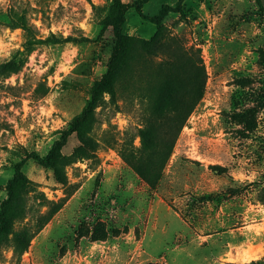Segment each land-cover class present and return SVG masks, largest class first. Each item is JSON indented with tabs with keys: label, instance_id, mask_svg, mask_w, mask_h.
<instances>
[{
	"label": "rangeland",
	"instance_id": "rangeland-1",
	"mask_svg": "<svg viewBox=\"0 0 264 264\" xmlns=\"http://www.w3.org/2000/svg\"><path fill=\"white\" fill-rule=\"evenodd\" d=\"M130 3L131 0H121ZM264 6V0H261ZM110 0H0V18L23 12L43 42L22 68L0 76V202L24 150L44 155L82 109L112 49L100 20ZM180 4L160 27L129 9L124 32L152 42L115 104L104 97L59 183L28 160L23 200L27 249L0 248V264H246L264 258V13L254 0H141L145 15ZM20 28L0 27V64L21 47ZM40 84V92L35 88ZM171 92L166 102L160 101ZM171 145L149 165L138 130ZM173 137V138H172ZM164 148V145L162 146ZM160 164H162L160 166ZM57 211L45 221L48 213ZM247 256H249L247 258Z\"/></svg>",
	"mask_w": 264,
	"mask_h": 264
},
{
	"label": "trees",
	"instance_id": "trees-1",
	"mask_svg": "<svg viewBox=\"0 0 264 264\" xmlns=\"http://www.w3.org/2000/svg\"><path fill=\"white\" fill-rule=\"evenodd\" d=\"M256 6L264 13V6L261 0H254ZM141 0H131L130 3H124L121 0H110L106 15L100 20L102 30L108 29L112 41V49L105 64V70L91 85L88 90V99L79 113L75 114L67 124V127L59 132V136L55 139L47 152L40 155L35 151L24 150L22 157L13 165L11 176L6 180L4 185L5 197L0 202V248L10 246L14 255H19L24 252L31 239V228L27 225L15 230L13 227L16 223L23 220L27 215L25 201L23 195L30 187L31 180L25 175L22 170L23 165L28 160H33L37 164L49 168L53 172V176L59 183H65L64 168L66 165L75 160V152L71 154H63L62 149L68 142L71 135H75L77 140L91 149H95L96 144L93 142L90 131L93 123L96 120V109L104 102V97L107 96L109 101L116 103L118 97V89L122 88L121 80L126 76H134L139 64H142L143 54L153 53L151 47L152 42L143 38H136L124 32V24L126 15L129 9H134L137 15L149 21L157 28L162 25L163 20L171 12L181 14L182 8L180 4L171 7L167 4L161 6L157 13L153 15L143 14L141 8ZM8 26L10 28H20L23 30L25 40L21 47L12 52L9 59L0 64V76L7 77L18 72L27 62L28 56L36 48V45L49 42L50 44L57 43H77L81 40L75 37H66L57 40L54 35H50L45 40H40L36 37L34 28L29 24L23 12L17 14L14 10L10 11L6 16L0 18V27ZM262 62L264 63V51L262 53ZM40 88L44 90L40 84L35 88V92H40ZM171 92H165L160 97V101L166 102ZM138 135L141 138L142 147L140 151L147 152L149 157L148 164H134V169L138 175L143 176L151 185H154L158 176L152 177L149 170H153L152 165L155 154L162 153V161H165L170 152L171 145L166 143L164 137L155 135L153 128H142L138 130ZM173 138V137H172ZM164 145V148L162 147ZM162 164H160L161 166ZM57 210L52 209L45 221L49 219ZM246 264H264V258L250 261Z\"/></svg>",
	"mask_w": 264,
	"mask_h": 264
},
{
	"label": "bare ground",
	"instance_id": "bare-ground-1",
	"mask_svg": "<svg viewBox=\"0 0 264 264\" xmlns=\"http://www.w3.org/2000/svg\"><path fill=\"white\" fill-rule=\"evenodd\" d=\"M249 256H247V258H248Z\"/></svg>",
	"mask_w": 264,
	"mask_h": 264
}]
</instances>
